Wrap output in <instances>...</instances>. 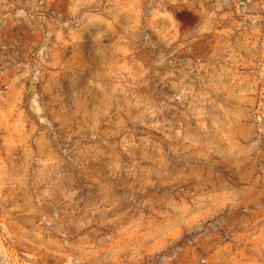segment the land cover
Instances as JSON below:
<instances>
[{"label":"rangeland","instance_id":"rangeland-1","mask_svg":"<svg viewBox=\"0 0 264 264\" xmlns=\"http://www.w3.org/2000/svg\"><path fill=\"white\" fill-rule=\"evenodd\" d=\"M0 264H264V0H0Z\"/></svg>","mask_w":264,"mask_h":264}]
</instances>
